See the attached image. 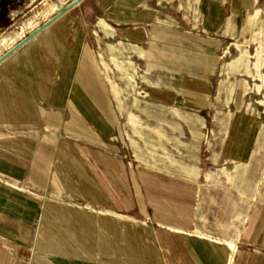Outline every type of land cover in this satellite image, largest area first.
I'll return each mask as SVG.
<instances>
[{"label": "rangeland", "instance_id": "1", "mask_svg": "<svg viewBox=\"0 0 264 264\" xmlns=\"http://www.w3.org/2000/svg\"><path fill=\"white\" fill-rule=\"evenodd\" d=\"M59 2L0 0V48L3 40L13 38L28 23L41 26L45 13ZM86 37L89 42L91 36L86 34ZM233 43L235 49L226 58L227 77L220 84L224 98L218 100L215 107L227 110L218 118L224 126L223 131L218 132L220 140L224 138L227 142L234 138L242 147H226L225 151L208 147V152L205 151L210 136L208 116L194 112L202 108L198 107V95L202 93L199 85H178L174 110H149L136 96L140 72L128 55L134 53L152 60L155 54L136 46L125 54L92 51L103 86L118 107L113 110L118 146L111 152L99 151L108 160L107 164L105 159H101L103 162L95 159L89 145L70 139V132L60 129L58 133L77 149L90 153L76 158L64 156L69 176L76 185L89 190L88 178L93 177L95 182L113 192L110 197L115 204L123 201V212L116 205L110 208L90 201L88 196L71 193L65 178L60 182L63 193L46 196L48 200L44 203L56 209L55 215L42 209L41 199L19 190L25 187L22 175L28 160L21 162L20 154L6 141L24 137L37 139L49 131L15 112L8 115L0 110L5 114L3 120L2 116L0 118V264H37L39 260L47 264L49 258L52 263L59 259L78 264H201L205 255L193 249L192 244L206 240L159 228L152 206L161 218L168 215L160 208L169 207L188 215L194 207L193 228L212 239L238 237L239 232L234 238L236 225L241 223L245 229L254 209L264 204V0L239 21ZM39 64L47 67L42 61ZM5 67L8 72L0 81V89L5 81L13 87L27 86L23 73L28 75V69L19 67L16 71L11 64L0 69ZM2 92L5 94V90ZM48 101L37 100V103L47 109L52 106ZM212 134L215 137V133ZM209 153L211 157L206 161ZM141 176L154 187L148 190ZM151 197L158 200L157 206L151 203ZM29 202L34 205L31 207ZM135 202L139 203V210ZM102 210L123 213L146 224H132L104 215ZM51 216L55 218L56 227ZM186 220L179 223L188 231L192 227ZM5 223L18 235L6 231L9 226H4ZM105 225L122 231L123 239ZM143 228L153 236L144 233ZM48 238L60 239L59 247L63 246L66 254L59 250H56L59 254H50L46 246ZM175 238L180 241L177 248L168 245ZM85 244L90 247L86 248ZM150 247L156 256L153 263L148 257Z\"/></svg>", "mask_w": 264, "mask_h": 264}, {"label": "crops", "instance_id": "2", "mask_svg": "<svg viewBox=\"0 0 264 264\" xmlns=\"http://www.w3.org/2000/svg\"><path fill=\"white\" fill-rule=\"evenodd\" d=\"M259 1L83 0L79 6L73 7L41 30L0 63V67L11 64L16 71L19 67L30 71L28 75L23 73L26 76V87H13L9 82H4L2 89L5 94L0 89V110L8 115L15 112L21 118L32 124L42 125L49 131V134H43L37 139L24 137L6 141L7 145L20 154L21 162L28 160L22 175L25 187L18 189L41 199L42 209H47L55 215L56 209L46 207L44 203L48 200L47 197L63 193L60 182L65 178L71 193L88 196L90 201L102 203L110 208L116 205L121 212L125 210L123 201L115 204L114 198L110 197L113 192L95 182L93 177L88 178L89 190L76 185L73 177L69 176V167L64 156L76 158L89 156L90 153L77 149L73 143L63 140L64 136L58 133L60 129L70 132V139L89 145L95 159L100 162L105 159L107 164L108 160L99 151L111 152L118 146L113 112L118 110V107L111 101L103 86L98 64L92 55L94 50L121 51L125 54L136 46L141 50L153 52L155 59L152 60L134 53L127 54L136 62L140 72L135 87L138 100L149 110H174L173 103L177 100L178 85L185 87L187 84L196 83L202 91L198 95V107L202 108L194 112L208 116L206 120L210 128L205 151L208 152V147L213 151L217 148L225 151L226 147H242L234 138L227 142L224 138L220 140L218 132L223 131L224 126L218 118L227 110H219L220 108L215 106L218 100L224 98V93L220 92V84L227 77L226 58L235 49L233 41L239 21L250 13ZM86 34L91 36L89 42ZM40 61L47 67L40 65ZM110 65L107 58L106 66ZM6 71L8 72L7 67L0 69V81ZM37 100H49L52 106L44 109L38 105ZM4 112L0 113L2 120L5 117ZM212 133H215V137ZM210 157L209 153L206 161H209ZM1 168L5 170L4 167ZM141 180L148 190L154 187L153 183L142 176ZM120 185L124 189L123 184ZM157 202V199L151 197V203ZM29 204L31 207L34 205L33 202ZM134 205L139 210V203L135 202ZM193 208L188 215L169 207L160 208L166 211L169 217L160 218L152 206L159 228L176 235L185 234L201 239L190 234V231L195 229ZM254 211L255 213L247 219L245 229L241 223L236 225L234 238L237 232L239 235L234 240H229L236 241L232 264H264V204H260ZM102 214L132 224H146L132 216L112 210H102ZM54 220L52 217L51 221L56 227ZM181 220L190 221L192 229L184 230V225L179 223ZM4 226H9L6 231L18 235L8 223ZM105 228L120 236L119 239H123L122 231L108 225H105ZM144 229V233L153 236ZM203 240L206 242L192 244L193 249L205 255V259L199 263H229V249L225 245L214 240ZM59 243L60 239L57 238L46 240L50 254L58 253L56 250H65L63 246L59 247ZM168 245L177 248L180 241L175 238L170 240ZM85 247L90 246L85 244ZM148 257L152 263L156 258L151 247L148 249ZM46 263L78 264L76 261L59 259L53 260L52 263L50 258ZM37 264H42V260Z\"/></svg>", "mask_w": 264, "mask_h": 264}, {"label": "bare ground", "instance_id": "3", "mask_svg": "<svg viewBox=\"0 0 264 264\" xmlns=\"http://www.w3.org/2000/svg\"><path fill=\"white\" fill-rule=\"evenodd\" d=\"M59 1H60L59 4L51 6L50 10L45 13L44 21H43L44 23L41 26H39L40 25L39 23H28L26 26L21 27V29L19 28L20 30L16 33V35L13 38H11L9 40H3L2 41V48H0V60L2 58H4L5 56L6 57L0 63L5 61L11 54L16 52L23 45H25L27 42L24 43L22 46H20L18 49L14 50V48H16V46H18L21 42H23L27 37H29L32 34L34 37L41 30H43L49 24L56 21L59 17H61L67 11H69L70 9H72L75 6H78L83 0H81V1H79V0H59ZM72 5H73V7H71ZM50 21H52V22L49 23ZM262 49H263V47H262ZM4 53H5V55H4ZM160 218H161V216H160ZM190 234H193L194 236L201 238V239L214 240L215 242H217L219 244L225 245L229 249V263L228 264H232L231 263L232 258H233L235 251H236V241H229V240H224V239H219V238H213L212 239V237H210L209 235L205 234L204 232H202L198 229H194V230L190 231Z\"/></svg>", "mask_w": 264, "mask_h": 264}, {"label": "water", "instance_id": "4", "mask_svg": "<svg viewBox=\"0 0 264 264\" xmlns=\"http://www.w3.org/2000/svg\"><path fill=\"white\" fill-rule=\"evenodd\" d=\"M79 1H81V0H79ZM71 7H73V5L71 6ZM70 7V8H71ZM69 8V9H70ZM55 20V19H54ZM53 21V20H52ZM52 21H50L49 23H51ZM48 25V24H47ZM46 25V26H47ZM33 37V34L32 35H30L29 37H27L23 42H21L18 46H16V48H14V50H16V49H18L20 46H22L24 43H26V42H28L31 38ZM8 56V55H7ZM6 57V56H5ZM5 57L4 58H2L1 60H0V62L3 60V59H5Z\"/></svg>", "mask_w": 264, "mask_h": 264}]
</instances>
